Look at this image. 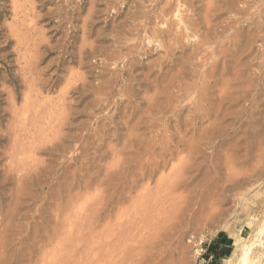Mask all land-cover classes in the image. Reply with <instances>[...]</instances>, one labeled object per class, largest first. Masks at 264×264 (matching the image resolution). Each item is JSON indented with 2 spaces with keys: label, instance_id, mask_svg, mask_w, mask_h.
<instances>
[{
  "label": "rangeland",
  "instance_id": "obj_1",
  "mask_svg": "<svg viewBox=\"0 0 264 264\" xmlns=\"http://www.w3.org/2000/svg\"><path fill=\"white\" fill-rule=\"evenodd\" d=\"M22 1L27 2L28 6L30 3V7L26 6L27 10L25 9V11L28 12V15H26L27 18L17 11L18 7L16 6ZM206 1L209 2V0H195V2L193 0V5L195 4V6H193V13H197L198 15L195 16H198L200 19H203V15L207 12L204 10V8L208 6V2ZM214 1L217 7L223 4L224 7L222 5H220V7L224 9L222 8L221 10L220 7V9L216 7V10L219 11H215L214 9L216 13L214 11L210 13L209 11V16L206 14L208 21L210 20L209 25H212V27L208 26L209 32L207 36L209 37H206L207 39L205 38L208 44L204 46V50L207 53L204 54L205 52H203V55L200 57L201 59L204 56V58H202L204 63L202 62L203 60H201V62L196 65L195 62L197 61L195 60L194 62L193 58L191 62H186L188 65L185 62L183 65L181 61L185 58V55L189 53V45L187 48L183 49V51L175 48L173 49L174 53H165V48L163 46H158V42H153L147 48L148 50L145 46V49L143 47V50L142 48L139 50L136 49L134 53L125 56L127 59L122 58L128 48L133 45V41L131 40L132 37L130 36L133 35L134 37V35L137 34L136 32H141L142 30L141 25L140 28L138 27V31L132 29L135 27L133 25H136L134 23L141 19L138 20L137 16L134 14L140 15L139 12L141 13L144 10H146V12L148 11L150 18L147 22L150 25L151 21L156 20L155 16L160 12L159 10L164 4V0H21V2H18V0H0V24L2 23L0 25V76L3 74L0 77V83L2 84H0V87L6 86V89L9 90V92L11 91L13 96L15 93L14 97L16 99L14 100V104H16L13 105L8 97L5 99V97L8 96L6 95L7 91L0 92V127H2L0 131V264L75 263L73 251L76 245V239L71 238L65 241L50 239V237L55 234L60 235L65 232L67 228L66 226L54 227L53 213L55 212V197L59 198L60 202L63 204L68 198L65 194L67 193L66 187L63 185H66L65 182L70 181L72 178L68 174L69 169L76 167V169H78L77 181L76 184L74 183L75 186H73L76 190L74 191V189H72L74 193L71 191V193L74 194L72 209L76 210L78 213L80 212L78 215L83 217V215L88 213L90 208L94 206L90 198L100 193V190L94 189L95 183L98 182L97 178L94 177L95 173L98 172L102 175L106 164H111L114 150L122 149V143L127 138L126 133H128V127L130 125H134L135 130L140 133L149 131L147 123L145 122L146 113H143L146 109L145 107H148L147 101H150L153 97L154 101L157 99H160V101L163 100L162 96L164 90L162 89L167 85L166 82H169L172 72L178 70L176 68H178L179 65L184 66V68L186 67L185 70L183 67V70H181V72L187 71L185 74L182 72V75L186 76H183V78L185 77L184 80H189V75L192 74L189 70L194 72L195 70L198 71L197 68L199 67L203 69L202 71V69L199 68V73L194 72L196 77H194V81L198 85L200 84V86H202L204 82L207 83H205L207 87L205 84L202 87L204 90L206 87V92L211 95L210 97L213 96V98H215V101L212 100L214 105L212 104L211 109L213 112L212 114L216 116V118L211 114L210 118L203 119V123H200V126L202 124L201 128L205 126L204 130L207 128V130H205V135L212 137V139L211 142L209 141L210 147H208V145L206 147L207 149L205 148L203 152L198 155L197 164L192 168L191 174L194 177L191 184L195 187L190 191L187 199L185 198V200H187L185 201L186 204L189 202L188 200H191L190 205L189 203L187 204L191 208L187 213L183 212L184 215L187 216L183 214L180 216V220L183 218L188 221L189 215L195 212L196 222L194 223V228L189 227L185 230L184 227V229H181L182 232H185L183 237H181V235L179 236L178 229H176L177 232H174L172 235L169 234L170 236L168 235L170 237L168 239H171L170 242L172 243L166 240L159 242L157 253L154 254L155 258L152 263L232 264L236 261V257L232 254L236 246L238 244L248 243L256 234L258 235L260 227L264 225V64L260 65L259 63L260 58L264 56V49L262 50V48H260V46H264L262 42L264 40V34L262 35V30L264 31V0H260L258 2L259 4L254 2L255 0H247V2H245L247 6L244 7L243 12L239 15L238 12L237 14L235 13V10L239 8L238 2L241 0H233L236 5L233 9L228 6L225 0ZM205 3H207V6H205ZM179 5V9L181 8V12L183 11L182 13H188L182 4L179 3ZM137 7H140L139 10ZM225 7H228V9ZM137 11L139 12L136 13ZM134 16L135 18H133ZM209 17H211V19ZM234 19L235 21L236 19L239 20L237 23V30L240 32L236 43H234L235 46L229 43L234 30H232V32H230L231 30L227 32L228 28L225 25H229ZM141 20H143L141 24L146 21L145 18ZM200 25H203V23ZM128 29L131 31L129 32ZM201 29H205V27H201ZM223 29L225 31H222ZM132 31L135 34H132ZM9 34L16 37H10L11 35ZM27 36L29 40L25 38ZM228 36L230 40H227L229 39L227 38ZM244 36L247 38L245 39ZM240 37L242 41H240ZM248 37L252 38V44H250L245 52L240 54L239 52H242V49H239L241 42H243L244 39L245 42ZM5 38L9 39L6 41ZM128 38H130V40H127ZM189 39L191 41L196 38L190 37ZM124 40L127 44L122 42ZM18 41L19 43H17ZM24 42L26 44H24ZM25 45L26 47L29 45L28 48H26ZM15 46L18 48V52L14 50ZM34 47H37V50ZM212 47L214 48L212 49ZM80 48L84 49L81 50L83 54L80 53ZM220 48H222V50ZM238 49L240 51H238ZM260 49L263 53H260ZM144 50L146 51L144 52ZM226 50L227 53L225 52ZM218 51H221V53ZM228 53L229 55H226ZM116 54H120L118 57L123 60H119L118 63L120 64H118V67H113V65H111V60L117 57ZM18 55H20L21 58ZM35 57L41 58H38L40 60L37 59L38 62L35 63L36 59L30 60ZM107 57L112 58H109L111 62ZM17 58L21 59L19 60L20 62ZM25 59L31 61V66H35L39 69L41 77L45 79L47 77L45 83L46 88H43L40 99L43 98L47 101L57 100L62 97L63 92L65 107L64 109H58V112L63 111L64 113L63 119H60L59 124L56 126L57 128L55 127L51 131L47 129L40 133L39 140H43L42 147L33 151L26 150V152L15 158L12 156L13 161L11 162L13 163L11 164V168L13 167V169L9 171L7 167L10 164V155L8 154L11 153L13 144H15L16 148L18 147L16 142L13 143L14 139L19 138L21 140L18 142L23 141L24 145H29V141H33V138H36L38 135L37 127H34V119L30 120V131L27 132L26 135L18 134V132L11 135H7L6 133L4 136L2 134V132L4 133L7 130L6 125L8 124V120H10L8 118L11 117L12 109L20 112L26 110L29 116H32L31 112H33L32 110L36 105L30 102L27 104L24 101V94L22 93L24 92L22 89L26 86L24 82L21 81L23 80L22 75L20 76L18 74L21 73L19 66L22 67L24 65ZM126 62H131V64L134 65L132 66ZM200 64L201 66L198 67ZM215 64H217L216 67ZM125 65H127V67ZM210 69L213 71V74L209 73L212 72ZM42 70L44 71L41 72ZM204 72H206V75ZM186 73L188 74L186 75ZM237 75H243V78L241 77V79H238ZM107 80L109 82L111 81L110 83L108 82L111 85V88L109 87L110 90L108 89V93L98 96L99 93L96 90L98 86L102 88L100 82L103 85ZM228 82L230 83L228 84ZM73 84L77 85L74 86ZM227 86H230V88ZM8 87L11 88V90L8 89ZM222 87H225L228 91H224ZM218 92H220L219 94H221V96ZM188 95L189 93L185 96L186 100L192 96V94ZM218 95L221 99H227L224 101L222 100L223 102L219 101ZM33 99L34 98H31V100ZM8 107H12L11 110ZM53 111H55L54 107L47 108L44 113L47 115L49 112ZM184 112L186 113L187 110H184ZM213 119H216L217 123ZM63 120L64 122L66 121V124ZM142 121L144 123H142ZM41 123L42 121L39 120L38 124ZM209 125L211 126L208 128ZM227 125H229V128ZM214 127L217 129H214ZM221 127H224L226 130L223 131ZM208 129L211 131L209 130V132H206ZM216 131L217 134H215ZM197 132L195 134L196 139V135L198 136ZM9 136L12 140L8 138ZM214 136L215 138H213ZM57 140H59V142ZM73 140H76L78 143L80 142L81 150H85V155L79 158V162H84L85 160H83V158H89L88 171L89 173L95 172L90 178V181H92L90 182L91 184L88 192L84 191V180L87 179L84 166L80 165L79 162L74 163V166L70 160L72 154L70 152L69 155V151L67 150V148L70 146L72 147L75 143ZM49 142L53 143V145L50 146L47 144ZM54 145H56L55 147L57 148H55ZM6 147H8V151ZM61 147H63L65 151L60 150ZM202 148H204V146ZM131 153H133L131 149L121 150L122 156L127 157ZM179 154V158L184 155L180 154L179 156ZM20 158L28 163V168L33 169L36 166H39V169L42 168L36 173H30L32 178L34 177L32 179L30 175L32 180L30 178H25L23 181L20 180L19 182L18 179H16L15 175L18 173L14 169V164L20 161ZM172 162L176 164L177 160L173 159ZM40 163H43V165ZM46 164L47 166H45ZM49 164L53 165L50 167ZM70 164H72V166ZM54 166L55 168H52ZM44 167H47L49 170H44ZM5 169L10 173L15 171L12 174H6ZM41 171L47 173H41V175L43 174V177H41ZM60 177L62 179H60ZM65 177L66 179L69 178V180H65ZM35 178L41 180L43 183L35 180ZM156 179L157 176L154 177L151 185H153ZM63 182L64 184H62ZM19 183L21 185H19ZM103 185L107 184L103 183L101 187H103ZM57 188H59V191ZM111 188L112 187L109 189ZM109 189L108 191L112 192ZM21 190H25V192L28 191L27 193L29 194L26 193V195H23V193L20 192ZM77 190L79 192H77ZM139 190L142 191L141 187H136V185H134V189L130 192L131 196L135 197ZM56 191L60 192V194L58 193L59 196L56 195L54 197ZM76 192L79 195H77ZM99 197L100 195L97 196L99 200L97 198L96 200L100 202ZM209 201L212 202L210 203ZM125 205L121 197H114L112 203L106 207L104 212L107 216L110 214L109 217L102 222V228L100 226V228L94 229L93 233L101 232L102 229L107 226L113 227L115 218L120 214V210L123 209ZM85 208L87 209L85 210ZM203 216L204 219L202 222L200 218H203ZM176 221L177 222L174 223L172 222L171 224L173 225L171 226H175V224L178 225V219H176ZM163 233L168 234V232H162V238L167 235ZM218 239L225 242L227 245L218 247L217 252H222L224 249L228 248L230 253L214 260L211 254L216 251H210L208 246ZM260 239L263 241V245H256L253 249L252 256L257 259V264H264V232L260 235ZM178 240L180 244H178ZM180 245L182 247H180ZM167 247H171L172 249ZM169 257L171 258L169 259ZM93 264H110V262L99 258L95 259Z\"/></svg>",
  "mask_w": 264,
  "mask_h": 264
},
{
  "label": "bare ground",
  "instance_id": "obj_2",
  "mask_svg": "<svg viewBox=\"0 0 264 264\" xmlns=\"http://www.w3.org/2000/svg\"><path fill=\"white\" fill-rule=\"evenodd\" d=\"M225 1L228 4V6L231 7L232 9L236 6L235 2H233V0H225ZM259 1L260 0H255L254 2L258 3ZM18 2H21V0H18ZM194 2H195V0H194ZM206 2H208V1H206ZM245 2H247V0H245V1L241 0L240 2H238L239 8H237L235 10L236 14L238 12V15H239L241 12H243L244 7L247 6L245 4ZM248 2H250V1H248ZM179 3L185 7V10H187L188 13H182L183 11L181 12V10H180L181 8L179 9V6H180ZM216 4H217V2H216ZM33 5H34V3H33ZM198 5H199V3H198ZM220 5H222L224 7L223 4H220ZM220 5L217 7L215 5L214 0H209L208 6H207V3H205V6H207V8L206 7H205L206 9L204 8V10H206L207 12L205 13V15H203V19H200V18H198V16H195V15H198L197 13L196 14L193 13L194 12L193 6H195V4L193 5V0H164V4L161 6V9L159 10L160 12H158V15L155 16L156 20L151 21L150 25L147 22V20H149V18H150L149 14H148L149 12L148 11L146 12V10H144L141 13L139 11H137L136 13L139 12V14H140V15L134 14L135 16H137V19L139 20L140 18L141 19L145 18L146 21H144V23L141 24L143 22V20L140 19L139 20L140 22H139L136 19L137 22L134 23L136 25H133L135 27H133L132 29L138 31V27L140 28V25H141L142 30H141V32H139V31L136 32L137 34L134 35V37H133V35L130 36L129 34H127L130 37H132L131 40L133 41V45L131 44L132 43L131 42L130 44L132 46H130L128 48V50L125 52V55L122 56V58H125V56L134 53V51H136V49L139 50L142 47L144 48L145 46L147 49L151 43L158 42V46L161 45L165 48V51H164L165 53H171V52L174 53L173 49H175V48L181 49L183 51V49L187 48V46L189 45L190 46L189 47V53L185 55V58H183L181 63H183V65H184L186 62H191L194 58L193 61L194 62H195V60L197 61V62H195L196 65L199 64L201 62V60H203L202 58H204V56H203L200 59L201 55H203V52H205L204 46L206 44H208V42H206V39H207L206 37H209V36H207V34L209 32L208 26L212 27V25H209L210 20L208 21V19H207V16H209L208 13H209V11L211 13V11H214V9H215V11H219V10H216V7L219 8ZM250 5H252V4H250ZM26 6H28L27 2H23V1L16 6V7H18L17 11L22 13L21 14L22 16L28 15V12L25 11V9L27 10ZM253 6H255V5H253ZM28 7H30V3H29ZM203 7H204V5H203ZM137 8L139 10L140 7H137ZM222 8H221V10H222ZM225 8L228 9V7H225ZM12 9H13V7H12ZM229 10H230V8H229ZM196 12H199V11H196ZM12 13H13V11H12ZM206 14H208V15L206 16ZM213 14H212V17H213ZM135 16L133 18H135ZM26 18H27V16H26ZM209 18L211 19V17H209ZM228 19H229V17H228ZM238 19H239V17H238ZM238 19H236V21H235V19L232 20L229 25L225 24L226 27L228 28V31L226 29L227 32H229V30H231L230 32H232V30H234V32L232 34L231 41L230 42L228 41L229 43H232L233 46H235L234 43H236V41L238 39V35L240 34V32L237 30V23L240 20V19L239 20ZM230 20H231V18H230ZM200 22L203 23V25H200L201 24ZM222 22H223V20H222ZM222 22H221V25H222ZM232 22H233V24H232ZM130 24H133V23H130ZM216 24H218V23H216ZM255 24H256V22H255ZM258 24H259V22H258ZM201 27H205V29H201ZM9 28H11V27H9ZM215 28H217V27H215ZM130 29H128L129 32L131 31ZM14 31H12V32H14ZM217 31H219V30H217ZM222 31H225V30L223 29ZM12 32H10V33H12ZM262 32L261 33L263 35L264 31L262 30ZM132 34H135V33L133 32ZM215 34H217V33H215ZM9 35H11L10 37H13V38L16 37V36H12V34H9ZM27 35H29V34H27ZM217 35H216V37H217ZM190 37H193V38L195 37L196 39L190 41V39H189ZM251 37H248V39L244 42V40L247 38V37H245L243 42H241L239 49L240 50L242 49L241 50L242 52H239L240 54L245 52V50L248 49L250 44H252V42H251L252 38ZM260 37H262V36H260ZM20 38H21V36H20ZM25 38L28 39V36ZM227 38H229V36ZM8 39H6V41ZM127 40H130V38H128ZM227 40H230V38ZM261 40H263V39H261ZM25 41H27V40H25ZM240 41H242L241 37H240ZM122 42L125 43V40ZM262 42L264 45V40ZM17 43H19V41ZM34 43H35V41H34ZM261 43H260V45H261ZM24 44H26V43L24 42ZM125 44H127V43H125ZM21 46H23V45H21ZM28 46L26 47V45H25L26 48H28ZM233 46H232V48H233ZM39 47H40V43H39ZM215 47H217V46H215ZM220 47H221V45H220ZM237 47H239V46H237ZM34 48H36V50H37V47H34ZM143 48H142V50H143ZM213 48L214 47H212V49ZM260 48H262V50H263L264 46H260ZM84 49H85V46H84ZM84 49L80 48V51L84 50ZM220 49L222 50V48H220ZM224 49H225V47H224ZM239 49H238V51H240ZM14 50H17V52H18V48H16V46L14 47ZM262 50L261 49L259 50L260 53H263L264 50L263 51ZM86 51H87V49H86ZM145 51L146 50H144V52ZM218 52L221 53V51H218ZM222 52H224V51H222ZM225 52L227 53V50ZM80 53L83 54L82 51ZM206 53L207 52H205L204 54H206ZM118 55H120V54H118ZM118 55L116 57L118 59L115 58V59L111 60L112 61L111 65H113V67H118V64H120V63H118L119 60H123V59H120V57H118ZM226 55H229V53ZM18 56H20V55H18ZM38 56H39V54H38ZM171 56H172V54H171ZM261 56H262V54H261ZM220 57H222V56H220ZM262 57L263 58H260V61H259L260 65L264 64V56H262ZM20 58H21V56H20ZM38 58H41V57H35L33 59H30V60L36 59L35 60V63H36V62H38V60H40ZM109 58H111V57H109ZM113 58H114V56H113ZM225 58H227V57H225ZM230 58H233V57H230ZM125 59H127V58H125ZM19 60H21V59H18V61ZM176 60H177V58H176ZM216 60H218V59H216ZM221 60H223V59H221ZM109 61H110V59H109ZM19 62H18V65H19ZM202 62L204 63V60ZM123 63H124V61H123ZM123 63H122V65H123ZM132 63H133V61H132ZM33 64H34V62H33ZM127 64H131V62H129ZM192 64H193V62H192ZM189 65H191V64H189ZM202 65H204V64H202ZM216 65L217 64H215V67H216ZM125 66L127 67V65H125ZM199 66H201V64L198 65V67ZM249 66H250V64H249ZM182 67L184 68V66L179 65V67L176 68L178 70H176L175 72H172V75H170L171 78H170L169 82L167 81L166 82L167 85L163 87V89H162V90H164L163 91L164 94L162 93L163 94V96H162L163 100L160 101V99L158 100L157 98H155L157 100L154 101V99H153L154 97L152 99H150V101L146 100L148 103V107L146 106L145 107L146 109L145 110L143 109L144 110L143 113H146V117H145L146 121L145 122L147 123L149 131L146 133H140V132H137V130H135L134 125L133 126L130 125L131 127L128 125L129 126L128 127V133H126L127 138L123 141L121 150H125V149L130 150L131 149L133 151V153H131L130 155H128L126 157V156L121 155V150H114L113 149L114 153H113L111 164L110 165L106 164V166L104 167V173L102 175L98 172L89 173V171H88V164H89V160H90L89 158L88 159L83 158V160H85V161L79 162V158L83 157V155H85L84 154L85 150L84 149L81 150V148H80V144H79L80 142L78 143L76 140H73V141H75L73 146L72 147L70 146L69 148H67V150L69 151L68 152L69 155H70V152L72 154L70 156L71 162L73 164L79 162L80 165L84 166V171L87 174V179L84 180V184H85L84 191L88 192V189L90 188L89 186L91 184L90 182L92 181V180L90 181V178L93 176L94 173H95L94 177L97 178V180H98V182L95 183L96 185H95L94 189L100 190V193H98V194H96V196H92L90 198V201H92L93 205H94V206L91 205L92 207L89 206V207H91L90 211H88V213L84 214L83 217L79 216L78 214L80 212L78 213L76 210L72 209V206H73L72 201L74 199L73 193L76 190V189H74L75 187H73V186H75V184H76V181H77L76 178H77V172H78V169H76L77 168L76 167L73 169L68 168L69 173L66 172L72 178L70 179V181L65 182L66 185H63L66 187L67 193H65V194L68 197L66 199V201H64L65 203L64 204L61 203L60 199L55 197L56 195L59 196V194H60V192H58L59 188H57L58 191H56V193L54 195V197H55V200H54L55 201V210L54 211L55 212L53 213L54 214L53 220H54L55 224H53V225H54V227L66 226L67 228H66L65 232L61 233L60 235L55 234L52 237H50V236L49 237H50V239H58L61 241H63V240L65 241V240H68L71 238L76 239L75 240L76 245H75V248L73 251L74 262L76 264H93L94 260L99 259V258L107 260L108 262H110V264H153L152 261L155 258L154 254L157 253L156 251H157V246H158L159 242L165 241V240L170 242L171 239H168V238H170L169 236L174 234V232H177L176 229H178L179 236L181 235V237H183L185 232H182L181 229H184V227H185V230L189 227L194 228V223L196 222L195 212H192V214L189 215L188 221H186L187 219H183V218L180 220V216H181V214L184 215L183 212L187 213L188 211H190V208H191V207H189L191 200H188L189 205H187L188 203L186 204L185 201H187V200H185V198L187 199L188 194L195 187L194 185L191 184L193 182V177H194L191 174L192 168L194 166H196V164H197L196 161H197L198 155L203 152V150L209 145V141L211 142V139H212V137L205 135V130H207V128L205 130H204V128L206 126L204 128H201L202 124L200 126V123L202 122L203 119H206V118L208 119L211 117V114L213 113L212 109H211V106L213 104L212 100H214L215 98H213V96L210 97L211 95H209V93L206 92V87H207L206 82H204V84L206 83L205 84L206 87L204 90V88L202 87L204 84L202 86H200V84L198 85L194 81V79L196 78L194 75V72H198L199 68H201V67L197 68V66H196L198 71L195 70L194 72H192L189 70V72L192 73L189 75L190 76L189 80H184V78L186 76L182 75V72L185 74V72H187V71L181 72V70H183ZM19 68L21 69V73H19V71H20L19 70L18 71L19 74L18 73H16V74H18L20 76L22 75L23 80H21V81H23L25 86H26L24 88L25 90L22 89L24 91V92H22L24 94V101L27 104H29V102H30L31 104L35 103L36 105L32 110L33 112H31L32 116H29L28 111H26V110H23L20 112V111L14 110V109L11 110L12 107L11 108L8 107L12 111L11 115H10L11 117L8 118V119H10L7 122L8 124L7 123H6L7 125L5 124L7 130L4 129L6 131L4 133L2 132V134L4 136V134H6V133H7V135H11L13 133L16 134L18 132V134L26 135L27 132L30 131V128H29V126L31 125L30 120L34 119V122H35L34 127L35 128L37 127L38 135L36 136V138H33V141H31V142L29 141V145L28 144L24 145L23 141L18 142L19 140H21L19 138L14 139L13 143L16 142L18 144V147L16 148L15 144H13L11 153L8 154V155H10V164L7 167L9 169V171H11V169H13V167L11 168V164L13 163V162H11V161H13L12 156H14V158H15V157H18L20 154L26 152V150L33 151L35 149H39L42 147L43 140H39L40 139V133H42L44 130H47V129H50V131H51L59 124L60 119H63V113L64 112L61 110H60L61 112H58V109H64V107H65L64 106L65 105V103H64L65 98L63 96V92H62V97H60V98L57 97L58 98L57 100L54 99V100H48L47 101V100H44L43 98L40 99V94H42L41 92L43 91V88L46 85L45 83L47 81L46 80L47 77H46V79L41 77L39 69H37L35 66H31V61L25 59L24 65L22 67L19 66ZM19 68H17V69H19ZM121 69H122V67H121ZM185 69H186V67L184 68V70ZM43 71L44 70H42L41 72H43ZM202 71H203V69H202ZM214 71H216V70H214ZM205 73L206 72H204V74ZM209 73L213 74V71L209 72ZM187 74L188 73H186V75ZM221 75H223V74H221ZM183 76H185V77L183 78ZM242 76L243 75H237V78L241 79ZM4 77H6V76H4ZM227 77H229V76H227ZM206 78H207V76H206ZM221 78H223V77H221ZM237 78H236V80H237ZM106 79H108V78H106ZM234 79H235V77H234ZM108 80H107V82H105L103 84L104 86L100 82L102 88L100 86H98V88L96 90L99 93L98 96H100L101 94L104 95V94L108 93V89L110 90L111 85L109 83L111 81L109 82ZM82 81H86V80H82ZM103 81H106V80H103ZM231 81H232V78H231ZM229 83L230 82H228V84ZM75 85H77V84H75ZM98 85H99V83H98ZM70 86H71V83H70ZM223 86H225V85H223ZM225 87L224 88L222 87L224 89V91L227 90V89H225ZM227 87L230 88V86H227ZM8 89L11 90V88H9V87H8ZM160 89H161V87H160ZM236 89H237V87H236ZM157 90H158V88H157ZM157 90H155V91L158 92ZM216 90H217V88H216ZM229 90L232 91L231 89H229ZM4 91H7L6 95H8L5 97V99H7V97H8L9 101L12 102L13 105H15L16 104V103L14 104V102H15L14 100H16L14 97L15 93L13 92L14 93V96H13L11 94L12 92L11 91L9 92V90L6 89V86L2 87L0 89V92H4ZM161 91H159V92H161ZM243 91H246V90H243ZM188 93H189V95L192 94V96L188 100H186L185 96H187ZM219 93L220 92H218V94ZM219 95L221 96V94H219ZM219 95L217 96L219 101H222V100L224 101L225 99H227L225 97H224L225 99H221V97L219 98ZM223 95H225V94H223ZM31 98H34V99L31 100ZM233 100H234V98H233ZM21 101H22V98H21ZM66 101H67V99H66ZM104 101H105V99H104ZM53 107L55 108V111L49 112V114H47V115L44 113V111H46L47 108H53ZM19 109H20V107H19ZM184 110L185 111L187 110V112L185 113ZM68 111H70V110H68ZM216 113H218V112H216ZM40 114L45 115V116H41ZM212 116L214 118H216V116H214L213 114H212ZM38 117H40V118H38ZM65 117H66V115H65ZM39 120L42 121L41 124H38ZM213 120L217 123L216 119H213ZM63 122H64V120H63ZM36 123H37V125H36ZM64 123L66 124V121ZM142 123H144V122L142 121ZM125 124H127V123H125ZM125 126H127V125H125ZM210 126L211 125H209L208 128ZM213 126H215V125H213ZM213 126H212V128H213ZM215 127H214V129H217ZM227 127L229 128V125H227ZM1 128L2 127H0V131H1ZM219 128H220V126H219ZM221 128H223V131L226 130V129H224V127H221ZM225 128H226V126H225ZM210 129H208V131H206V132H209ZM221 131H222V129H221ZM196 132L198 133V136L196 135L197 139L195 138ZM188 133H189V136H188ZM213 133H214V131H213ZM219 133H221V132H219ZM215 134H217V131L215 132ZM0 135H1V133H0ZM219 136H220V134H219ZM73 137H75V136H73ZM8 138L10 139L11 137L9 136ZM213 138H215V136ZM72 139H74V138H72ZM11 140H12V138H11ZM214 140H216V139H214ZM57 141L59 142V140H57ZM52 142H54V141H52ZM10 143H11V141H10ZM10 143L8 142L9 146H10ZM55 143L57 144L56 141H55ZM47 144H49L50 146L53 145V143H51V142H49ZM60 145L63 146L62 144H60ZM213 145H214V143H213ZM55 146L56 145H54V147ZM201 146L202 147L204 146V148H202ZM8 147H6L7 151H8ZM208 147H210V145ZM211 147H212V145H211ZM55 148H57V147H55ZM60 150L65 151V150H63V147H61ZM179 153L181 155L182 154H184V155H182V157L179 158L178 157ZM180 154H179V156H180ZM203 154H205V153H203ZM21 158L19 159L20 161H17L14 164V169L18 173L15 175V173H16L15 172L14 175L16 176V179H18L19 182H20V180L23 181V179H25V178L29 179L30 175H31L30 173L33 174V173L38 172L40 169H42V168L39 169V166H36L33 169L28 168L29 167L28 163L23 159L21 160ZM173 159L177 160L176 164H173V162H172ZM38 164H36V165H38ZM40 164L43 165V163H40ZM49 165L51 167L53 164L52 165L49 164ZM70 165L72 166V164H70ZM5 166H6V164H5ZM45 166H47V164ZM55 166L52 168H55ZM58 166H59V164H58ZM74 166H75V164H74ZM46 169H47V167L46 168L44 167V170H46ZM6 170L7 169H5L6 174L10 173L8 170H7L8 172ZM31 170H32V172H31ZM47 170H49V169H47ZM50 170H51V168H50ZM43 172L44 171H41L40 175ZM12 173H10V174H12ZM45 173H47V172H45ZM45 173H43V174H45ZM34 175H36V174H34ZM42 175H41V177H43ZM59 176H58V178H59ZM155 176H157V179L155 180L153 185H151ZM31 178H32V175H31ZM37 178H40V177H37ZM37 178H35V180H37ZM62 178H63V176H62ZM62 178L60 177V179H62ZM65 180H69V178L66 179V177H65ZM37 181L42 182L41 180H37ZM61 181H60V183H61ZM24 182H25V180H24ZM103 183H106L107 185H103V187H101V185ZM62 184H64V182ZM19 185H21V184L19 183ZM134 185H136V187L140 186L142 191L139 190V192H137L136 196L132 197L130 192L134 189ZM108 187L109 188L112 187V188L109 189ZM20 188H21V186H20ZM62 188H64V187H62ZM72 189H74V191H72ZM108 189L112 192H109ZM63 191H64V189H63ZM63 191H62V193H63ZM71 191L73 193H71ZM20 192L23 193V195L24 194L26 195V193L28 191L25 192V190H21ZM77 192H79V191L77 190ZM196 192H197V190H196ZM27 194H29V193H27ZM77 195H79V194L77 193ZM98 195H100V197H99L100 202L98 201L99 199L97 198ZM20 196H21V194H20ZM114 197H116V198L121 197L123 202L126 204L123 207V209L120 210V214L118 216L116 215L117 217L115 218V223H113L114 226L113 225H112L113 227L107 226V227H104L101 232L93 233V230L100 228V226L102 225V222L104 220H107V218L109 217L110 214L107 216L106 213H104V212H105L106 207L110 203H112ZM214 197H215V195H214ZM94 198H95V200H94ZM96 198L98 200H96ZM208 198H209V196H208ZM211 198H212V196H211ZM203 202H205V201H203ZM209 202L211 203L212 201H209ZM86 209L87 208H85V210ZM84 213H85V211H84ZM184 216H187V215H184ZM176 219H178V225L175 224V226H171V225H173V224H171L172 222L173 223L177 222ZM200 219H202V222H203L204 216H203V218H200ZM200 219H198V220H200ZM77 225H78V228H77ZM101 228H102V226H101ZM170 230H171V232H170ZM162 232H168V234L163 233V234H167V235H165V236L163 235L164 237L162 238L161 237ZM263 232H264V225H262L260 227V229L258 231V235L256 234V236L250 242L243 243L241 245L238 244L232 253L236 257V261L234 263H232V262L231 263L232 264H257V259L252 256V253H253V249L255 248L256 245H258V246L261 244L263 245V241L260 239V235ZM178 239H179V237H178ZM178 242H179L178 244H180L179 240H178ZM170 243H172V242H170ZM177 247H175V248H177ZM180 247H182V246L180 245ZM167 248H171V247H167ZM175 250H177V249H175ZM179 250H181V249H179ZM171 257H169V259ZM228 259H229V257H228ZM169 262H170V260H169Z\"/></svg>",
  "mask_w": 264,
  "mask_h": 264
},
{
  "label": "trees",
  "instance_id": "obj_3",
  "mask_svg": "<svg viewBox=\"0 0 264 264\" xmlns=\"http://www.w3.org/2000/svg\"><path fill=\"white\" fill-rule=\"evenodd\" d=\"M228 243V242H227ZM223 245H227L225 242H222L220 241L219 239L218 240H215L212 242V244H210L208 246V249L210 251H216V252H213L211 255L214 257V260H217L219 259L221 256H226L230 253V250L228 248L224 249V251L222 252H217V248L218 247H223ZM207 255V254H206Z\"/></svg>",
  "mask_w": 264,
  "mask_h": 264
},
{
  "label": "crops",
  "instance_id": "obj_4",
  "mask_svg": "<svg viewBox=\"0 0 264 264\" xmlns=\"http://www.w3.org/2000/svg\"><path fill=\"white\" fill-rule=\"evenodd\" d=\"M221 241V240H220Z\"/></svg>",
  "mask_w": 264,
  "mask_h": 264
}]
</instances>
